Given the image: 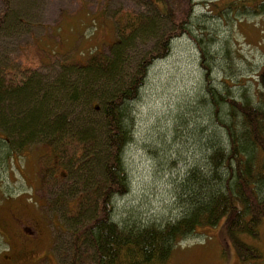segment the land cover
Instances as JSON below:
<instances>
[{
  "label": "trees",
  "instance_id": "trees-1",
  "mask_svg": "<svg viewBox=\"0 0 264 264\" xmlns=\"http://www.w3.org/2000/svg\"><path fill=\"white\" fill-rule=\"evenodd\" d=\"M241 2L243 12L264 15V1ZM248 2L251 8L245 6ZM147 4L158 18L127 14L109 54L96 51L84 62L65 61L54 84H43L31 68L19 74L0 72V133L5 136L0 137V157L12 156L10 148H48L40 181L43 186L44 181H60L54 204L65 205L69 212L70 264H85L84 250L93 253L94 264H169L181 242L200 227L213 228L223 220L240 264H263L259 250L239 236L259 238L264 223V65L255 104L245 92L235 96L227 87L213 85L211 67L204 63L209 53L201 42L204 108L213 128L204 137V159L177 185L182 213L161 225L115 218L117 200L130 190L124 156L133 137L132 106L151 65L169 55L176 37L190 33L196 3ZM5 6L3 17L8 0ZM159 18L172 24L170 32L163 34ZM148 40L152 46L138 50V42ZM129 50L136 61L130 69Z\"/></svg>",
  "mask_w": 264,
  "mask_h": 264
},
{
  "label": "rangeland",
  "instance_id": "rangeland-1",
  "mask_svg": "<svg viewBox=\"0 0 264 264\" xmlns=\"http://www.w3.org/2000/svg\"><path fill=\"white\" fill-rule=\"evenodd\" d=\"M8 1L3 17L6 0H0V20L5 21L0 23V72L19 74L31 68L45 85L54 84L56 70L65 61L84 62L96 51L109 54L127 14L157 17L147 0ZM194 2L190 33L176 37L169 55L151 65L132 106L133 137L124 156L130 190L116 202L117 221L135 218L161 225L182 213L177 185L204 159V137L207 128H213L205 114L206 81L198 42L209 53L204 63L211 67L213 85L225 86L235 96L245 92L258 102L264 15L243 12L241 0ZM245 6L251 8V3ZM157 20L163 34L172 30L166 19ZM151 46L152 40L137 44L141 51ZM132 52H127L128 69L136 63ZM0 137L5 138L2 133ZM47 150L41 145L10 148L12 156L0 157V264H70L69 212L65 205L54 204L60 181H44L45 186L40 181ZM34 229L37 239L31 234ZM239 237L259 250L264 264V223L259 238ZM83 252L85 264H94L93 253ZM169 264L240 262L223 220L213 228L200 227L181 242Z\"/></svg>",
  "mask_w": 264,
  "mask_h": 264
},
{
  "label": "flooded vegetation",
  "instance_id": "flooded-vegetation-1",
  "mask_svg": "<svg viewBox=\"0 0 264 264\" xmlns=\"http://www.w3.org/2000/svg\"><path fill=\"white\" fill-rule=\"evenodd\" d=\"M29 230V229H28ZM34 231H35V233L33 234V233H31L33 236H34V239H37V237H38V234H37V232H36V229H34Z\"/></svg>",
  "mask_w": 264,
  "mask_h": 264
}]
</instances>
